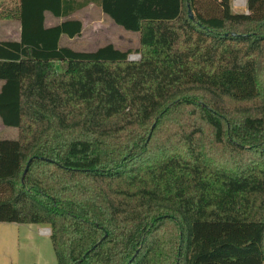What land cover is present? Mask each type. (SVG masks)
<instances>
[{
  "label": "trees",
  "instance_id": "trees-1",
  "mask_svg": "<svg viewBox=\"0 0 264 264\" xmlns=\"http://www.w3.org/2000/svg\"><path fill=\"white\" fill-rule=\"evenodd\" d=\"M89 3L139 33V60L61 46L82 21L45 13ZM0 19L21 24L0 41L19 130L0 139V222L49 227L58 264L264 263V0H19Z\"/></svg>",
  "mask_w": 264,
  "mask_h": 264
},
{
  "label": "rangeland",
  "instance_id": "rangeland-1",
  "mask_svg": "<svg viewBox=\"0 0 264 264\" xmlns=\"http://www.w3.org/2000/svg\"><path fill=\"white\" fill-rule=\"evenodd\" d=\"M11 1L13 0H0V12L6 8L4 6L6 4L10 3V7L15 6L13 5L15 2ZM246 2L247 0H232L233 10L244 11ZM86 13L83 9L73 13L72 17H85ZM11 20L14 19H0V29H11ZM117 26V30H111L110 36L100 35L101 39L90 44L89 47L95 49L98 45H104L112 40L119 49H132L131 54L139 53L136 51L140 45L139 33L126 30L120 25ZM0 38H4L3 34ZM71 45L78 47V39L72 41ZM18 131L17 127L3 125L0 120V138L16 137ZM237 154H239L238 158H244L245 153H237L228 147L224 149L219 147L214 150L213 157L217 162L222 161L225 166H235ZM42 228H47V226L0 222V264H58L50 234L42 233Z\"/></svg>",
  "mask_w": 264,
  "mask_h": 264
},
{
  "label": "crops",
  "instance_id": "crops-1",
  "mask_svg": "<svg viewBox=\"0 0 264 264\" xmlns=\"http://www.w3.org/2000/svg\"><path fill=\"white\" fill-rule=\"evenodd\" d=\"M11 2H15L17 4L19 0H13ZM13 4V5H15ZM4 6L10 7V3L6 4ZM85 10L87 13L84 14L85 17H72L73 15H70L68 17H56L52 15L50 12L45 13V25L46 26H54L61 24L63 21L67 19H79L82 21L83 28L80 35L70 38L67 35H62L60 44L61 46H67L72 49L78 50V51H95L98 48L112 43L116 46V44L110 40L107 41L104 45H98L95 49H92L89 47L90 44L98 41L100 38V35L106 34V36H110L111 30H117L116 26L117 24L107 15L104 13L102 8L95 4V3H89L86 7L78 10ZM77 11V12H78ZM10 23H12V28H2L0 29V35L3 34L4 38H0V41L2 40H12V41H18L20 40L21 35V24L18 20H11ZM119 26V25H118ZM117 26V27H118ZM115 28V29H114ZM75 39H78L79 46H73L71 45L72 41ZM117 47V46H116ZM118 48V47H117ZM3 85V81L0 80V90ZM18 132L16 137L12 138H0V139H17Z\"/></svg>",
  "mask_w": 264,
  "mask_h": 264
},
{
  "label": "built area",
  "instance_id": "built-area-1",
  "mask_svg": "<svg viewBox=\"0 0 264 264\" xmlns=\"http://www.w3.org/2000/svg\"><path fill=\"white\" fill-rule=\"evenodd\" d=\"M129 59L130 60H139L140 59V54H131L130 56H129ZM41 231H42V233H44V234H50L51 233V230H50V228H42L41 229Z\"/></svg>",
  "mask_w": 264,
  "mask_h": 264
},
{
  "label": "water",
  "instance_id": "water-1",
  "mask_svg": "<svg viewBox=\"0 0 264 264\" xmlns=\"http://www.w3.org/2000/svg\"><path fill=\"white\" fill-rule=\"evenodd\" d=\"M189 14H190L191 18H193V13L191 10L189 11Z\"/></svg>",
  "mask_w": 264,
  "mask_h": 264
},
{
  "label": "clouds",
  "instance_id": "clouds-1",
  "mask_svg": "<svg viewBox=\"0 0 264 264\" xmlns=\"http://www.w3.org/2000/svg\"><path fill=\"white\" fill-rule=\"evenodd\" d=\"M47 228H49V227H47Z\"/></svg>",
  "mask_w": 264,
  "mask_h": 264
}]
</instances>
